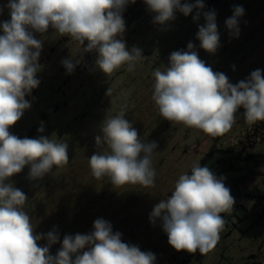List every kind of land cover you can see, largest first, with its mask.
I'll use <instances>...</instances> for the list:
<instances>
[{"label":"clouds","instance_id":"obj_1","mask_svg":"<svg viewBox=\"0 0 264 264\" xmlns=\"http://www.w3.org/2000/svg\"><path fill=\"white\" fill-rule=\"evenodd\" d=\"M136 0H8L10 19L0 22V264H155L151 251L122 241L120 232L103 218L93 222L88 234L65 235L60 249L50 254L59 242L53 230L34 234L30 216L24 210L26 195L6 181L29 167L28 178L40 180L53 168L69 164L68 144L47 138H19L9 128L17 123L31 103L25 99L39 86L38 60L43 41L34 32L44 34L51 27L59 36L77 42L81 51L96 53L95 66L106 76L127 65L133 72L144 57L142 49L126 47L123 34L126 24L123 11ZM153 23L166 25L176 13L188 16L195 10L193 21L203 15L196 39L200 48L215 54L220 34L215 10L203 11V0L194 3L182 0H143ZM2 12V9H0ZM242 6H234L225 26L238 38ZM68 74L75 69L71 58L62 61ZM152 100L160 116L175 124L197 129L211 138L229 132L236 123L237 112L244 109L248 125L264 122V75L256 69L250 75L231 83L223 72H216L199 58L195 45L173 51L164 71L154 70ZM109 87L106 95L113 97ZM118 95V94H117ZM111 103L113 101L111 100ZM128 105L106 117L101 135L95 137L98 149L88 159L91 175L107 180L115 187L126 184L154 187L156 170L152 164L156 142H144L133 124L126 119ZM43 132V127L38 129ZM224 177H217L209 167L193 162L191 173L183 172L174 184L171 196L161 199L150 213V223L162 222L169 245L176 251L203 256L215 248L226 221L221 214L233 210L235 199L225 186ZM46 240L43 246L38 241Z\"/></svg>","mask_w":264,"mask_h":264},{"label":"rangeland","instance_id":"obj_2","mask_svg":"<svg viewBox=\"0 0 264 264\" xmlns=\"http://www.w3.org/2000/svg\"><path fill=\"white\" fill-rule=\"evenodd\" d=\"M195 0H182V3ZM203 11L215 10L220 34V47L215 54L200 48L196 39L203 15L193 21L195 10L188 16L176 13L166 25L153 23L154 13L143 0L129 3L123 11L126 47L142 49V59L133 72L127 65L106 76L95 66L96 53L82 52L86 46L59 36L51 27L44 34L34 32L43 41L36 78L39 86L25 99L31 107L9 128L11 134L25 138L41 135L68 144L69 164L53 170L40 180L28 178L29 167L10 177L6 183L20 189L27 197L24 210L30 216L34 234L55 230L59 242L50 254L60 249L63 237L88 234L98 218L110 222L113 232H120L123 242L151 251L155 264H258L264 257V195L249 196L254 189L264 191V165L252 161L230 159L242 155H264V122L248 125L244 109L237 112L236 123L226 134L211 138L200 130L163 119L152 100L153 71H164L173 51L187 50L192 42L199 58L213 71L223 72L233 84L246 79L256 69L264 75V0H203ZM8 0H0V22L10 19ZM234 6H242L239 37L233 38L225 26ZM3 32L0 30V35ZM71 58L76 65L68 74L62 61ZM109 87L113 97L106 95ZM118 94V95H117ZM111 100L113 103H111ZM127 104L126 119L133 124L144 142H156L152 164L156 170L154 187L126 184L115 188L107 178L96 180L88 159L98 149L95 137L101 135L106 117L118 113ZM43 127L44 131L38 129ZM216 149L207 166L217 177H224L225 186L235 199L233 210L221 214L226 221L220 240L206 255L176 251L168 243L167 234L158 219L150 223L154 206L171 196L174 184L183 172L191 173L193 162ZM232 164L233 169H228ZM47 243L38 241L39 246Z\"/></svg>","mask_w":264,"mask_h":264},{"label":"trees","instance_id":"obj_3","mask_svg":"<svg viewBox=\"0 0 264 264\" xmlns=\"http://www.w3.org/2000/svg\"><path fill=\"white\" fill-rule=\"evenodd\" d=\"M36 132L35 128L30 129L27 133L26 136L29 137L31 135H33ZM217 151L216 149H211L209 150L204 157L201 158L200 160V165L203 166L204 164L207 163L208 160H210L213 156V153ZM230 159L233 160H237V161H252L254 162L256 165L261 166L264 165V155H253L251 153H246L244 155H242L241 153H238L235 157H232ZM228 169H233L232 164L228 165ZM249 196H263L264 195V191L261 192L257 189L252 190L251 192L248 193Z\"/></svg>","mask_w":264,"mask_h":264},{"label":"built area","instance_id":"obj_4","mask_svg":"<svg viewBox=\"0 0 264 264\" xmlns=\"http://www.w3.org/2000/svg\"><path fill=\"white\" fill-rule=\"evenodd\" d=\"M258 264H264V257Z\"/></svg>","mask_w":264,"mask_h":264}]
</instances>
